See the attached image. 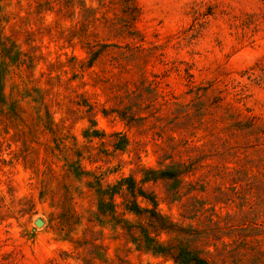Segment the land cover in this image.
Listing matches in <instances>:
<instances>
[{
  "label": "rangeland",
  "instance_id": "rangeland-1",
  "mask_svg": "<svg viewBox=\"0 0 264 264\" xmlns=\"http://www.w3.org/2000/svg\"><path fill=\"white\" fill-rule=\"evenodd\" d=\"M179 246L264 264V0H0V264Z\"/></svg>",
  "mask_w": 264,
  "mask_h": 264
},
{
  "label": "trees",
  "instance_id": "trees-1",
  "mask_svg": "<svg viewBox=\"0 0 264 264\" xmlns=\"http://www.w3.org/2000/svg\"><path fill=\"white\" fill-rule=\"evenodd\" d=\"M177 177V172L172 168L156 169L147 167L143 169V176L140 182L146 183L159 179L173 180L177 179ZM125 179L128 181L127 188L130 196L132 197V200H130L131 204L129 206H126L127 209L131 210L138 216L145 213L148 217L155 218L157 222L162 225L164 222V217L156 210V197L151 192H147L144 188L140 186L136 187V184L134 183V180L131 177ZM137 196L143 197L151 204V206L140 207L135 200V197ZM146 237L147 236H145V238ZM173 258L179 264H210L207 259L189 250L185 246L177 247Z\"/></svg>",
  "mask_w": 264,
  "mask_h": 264
},
{
  "label": "water",
  "instance_id": "water-1",
  "mask_svg": "<svg viewBox=\"0 0 264 264\" xmlns=\"http://www.w3.org/2000/svg\"><path fill=\"white\" fill-rule=\"evenodd\" d=\"M35 223H36V225H41L43 223V221L38 218L35 220Z\"/></svg>",
  "mask_w": 264,
  "mask_h": 264
}]
</instances>
